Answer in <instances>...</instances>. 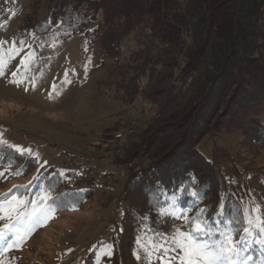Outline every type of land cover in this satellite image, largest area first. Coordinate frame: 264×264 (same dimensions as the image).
Returning a JSON list of instances; mask_svg holds the SVG:
<instances>
[{
	"label": "rangeland",
	"instance_id": "rangeland-1",
	"mask_svg": "<svg viewBox=\"0 0 264 264\" xmlns=\"http://www.w3.org/2000/svg\"><path fill=\"white\" fill-rule=\"evenodd\" d=\"M56 7L55 0H0V55L6 59L13 43L20 49L0 76V139L6 141L0 146V197L24 195L29 209L32 201L39 212L57 209L16 246L0 244V264H181L177 241L190 230L184 216L191 220L203 210L213 227L225 218L239 226L245 210L264 216V69L252 86H220L203 106L210 114H201L200 128L189 130L172 153L135 160V170L127 157L130 144L153 113L114 98L106 86L117 73L110 77L113 65L100 66L90 35L42 42L56 36ZM130 40L121 62L133 48ZM18 70L27 77L19 86L10 82ZM201 78L177 105L195 96ZM192 81L188 77L187 85ZM153 131V153L162 141L186 132L169 118ZM7 145L31 150V156ZM192 170L198 175L192 180L209 195L198 206H180V196L194 189L181 185L168 194L165 186ZM0 203L4 228L16 214L9 220L7 201Z\"/></svg>",
	"mask_w": 264,
	"mask_h": 264
},
{
	"label": "trees",
	"instance_id": "trees-1",
	"mask_svg": "<svg viewBox=\"0 0 264 264\" xmlns=\"http://www.w3.org/2000/svg\"><path fill=\"white\" fill-rule=\"evenodd\" d=\"M55 2L57 7L53 15L56 16L55 20H59V24L54 27L56 36L42 42L49 43L72 35H90L89 41L100 51V66L113 65L110 77L117 73L113 77L114 82L109 81L106 86L113 91L114 98L142 112L145 111V105L149 106V111L153 113L146 127L132 138L131 153L127 154L132 162L139 159L146 161L147 156L174 152L176 146L188 138L189 130L200 128L201 114L206 117L210 114L209 111H203V106L207 98L217 94L215 91L220 86L223 90L231 84L239 90L262 80L257 73L264 69V64L259 63L264 59V0ZM128 39H131L133 48L129 51L128 59L121 62L123 45ZM190 76L193 81L187 85L186 79ZM199 76L202 77L199 80L200 90L185 103L177 105L182 97L188 96ZM127 110L119 113L122 115L114 123L115 132L119 130L117 124L123 121V113ZM161 118L174 119L180 125V130L185 129L186 132L168 138L169 141H162L153 153L151 149L155 143H151V140L159 129L156 133L153 130L161 126L164 120ZM258 120L261 121V118ZM205 162L208 161L205 159ZM136 164L138 162L133 164L135 170ZM134 175L136 173L131 177ZM193 176H198L194 170L187 174L185 180L178 179L176 184L165 186L168 194L173 192L170 191L172 189L178 190L181 185L198 193L197 196H180V206L191 203L194 207L198 206L209 195L202 188V182L192 180ZM190 189L187 194L191 193ZM169 198L165 200L169 201ZM192 199L194 201L190 202ZM226 219L219 226L225 230L232 227ZM212 221V218L211 222L208 220L210 225ZM237 224L238 228H242L243 219ZM259 248L253 241L249 249L254 256L252 264L260 262Z\"/></svg>",
	"mask_w": 264,
	"mask_h": 264
},
{
	"label": "snow or ice",
	"instance_id": "snow-or-ice-1",
	"mask_svg": "<svg viewBox=\"0 0 264 264\" xmlns=\"http://www.w3.org/2000/svg\"><path fill=\"white\" fill-rule=\"evenodd\" d=\"M3 43L0 42V44ZM20 44L23 46L24 41L21 40ZM19 50L13 43L6 59L0 55V76L4 75L7 63L15 58ZM22 66L27 71V64L24 61H22ZM12 77L13 79L10 82L17 86L24 83L27 79L26 76L20 74L19 70L13 72ZM30 83H32L34 88L35 82L30 81ZM66 83H71V81H66ZM3 145H6V141L0 139V146ZM7 147L14 149L20 155L27 154L31 156V150L21 149L13 145H7ZM12 166L13 161L10 160L8 167ZM16 174L19 175L20 172ZM191 195L197 196L198 193L192 192ZM46 199V195L41 196L42 203ZM172 199L175 200L176 197L173 196ZM0 201H7L6 207L9 212L7 218L9 220H11L12 212L16 214L15 220L5 224L4 228H0V244L5 248L16 246L17 241L22 242L27 233L44 223L49 214L57 210L56 208L48 207L43 212H39L35 201L31 202L32 208L29 209L27 208L29 201L24 195H12L9 197L8 194H5L0 197ZM4 208L5 205L0 203V211H3ZM204 215L203 210H198V214L194 215L191 220H188L187 216L183 217L188 221L190 230L187 234L181 233V239L177 241V247L183 253L181 264H252L254 256L250 254L249 249L253 241L261 249L259 264H264V216L257 215L255 209L245 210L243 213L244 226L242 228L229 226L225 230L219 227V224L215 227L210 225L203 218ZM0 219H5V217L0 216Z\"/></svg>",
	"mask_w": 264,
	"mask_h": 264
},
{
	"label": "built area",
	"instance_id": "built-area-1",
	"mask_svg": "<svg viewBox=\"0 0 264 264\" xmlns=\"http://www.w3.org/2000/svg\"><path fill=\"white\" fill-rule=\"evenodd\" d=\"M122 175H124L125 173H124V171L122 170V173H121Z\"/></svg>",
	"mask_w": 264,
	"mask_h": 264
}]
</instances>
